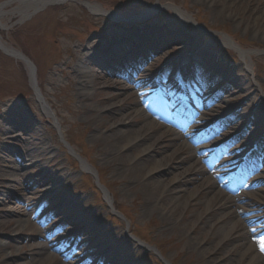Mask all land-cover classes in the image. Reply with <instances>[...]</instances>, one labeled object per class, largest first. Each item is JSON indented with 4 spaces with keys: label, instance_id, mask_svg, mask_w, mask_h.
I'll use <instances>...</instances> for the list:
<instances>
[{
    "label": "rangeland",
    "instance_id": "rangeland-1",
    "mask_svg": "<svg viewBox=\"0 0 264 264\" xmlns=\"http://www.w3.org/2000/svg\"><path fill=\"white\" fill-rule=\"evenodd\" d=\"M218 2L222 12L215 14L211 6ZM33 3V0H0L4 6L1 21L7 24L6 30L0 29V37L30 61L35 86L55 123L40 107L29 79V67L0 51V165L4 173L12 164L21 167L15 171L18 181L4 179L0 193L11 198L12 204L7 200L4 204L22 210L16 219L29 226V230L12 234L13 218H5L0 250L9 254L7 246L12 241L9 239L18 236L14 249L24 255L21 260L14 259L15 264L32 261L29 244L54 238V249L49 252L54 256L52 264H85L88 260L89 264H106L102 257L108 248L126 264H202L200 252L188 246L191 243L206 250L204 260L236 256L224 253L229 247L231 251L242 252L240 239L233 236L223 240V236L228 227L238 222L235 216L264 213V166L258 163L260 168L252 169L258 158L264 159V148L258 143L264 133V23L257 21L259 11H264V0H62L42 8H35ZM156 3L161 7L159 10L140 17ZM85 4L113 12L116 19L90 13ZM175 10L184 17H178ZM112 22L118 23L123 37L145 35L160 42L161 47L144 62L146 66L142 64L147 68L143 80L151 83L165 69L172 76L167 80L178 81L172 95L160 100L154 111L142 106L148 121L140 115L141 107H133L136 98L140 101L137 88L123 90V83L130 85L126 76L120 78L107 70L114 58L109 49L101 58L99 53L92 56L87 53L90 42L104 37ZM175 34L185 39L173 40ZM240 51L245 53L244 59ZM133 59L123 64V69H133L138 58ZM105 61L107 65L103 66ZM168 62L172 63L166 67ZM245 63L250 67L248 71L244 70ZM79 64L86 73L102 71L116 82L117 85L101 91V103L94 96L97 86L83 89L73 81L72 69ZM206 64L214 69L205 71ZM242 77L244 88L251 86L252 96L245 89L228 87V79L243 81ZM148 88L155 91V84ZM190 93L196 96L195 100ZM83 96L88 98L82 100ZM177 98L184 101L186 111L195 110L193 115L182 111L184 105ZM108 103L116 105V114L98 112ZM126 108L140 117L130 125L135 136L142 138L148 133L151 137L146 136L133 150L125 151L124 165L116 166L107 157L106 145L100 139L109 134L108 116L124 118ZM166 109L175 121L165 117ZM198 116L205 126L199 127ZM257 116L259 120L251 123ZM219 121V128H213ZM123 127L127 126H121L122 131ZM150 127L160 140L152 137ZM163 127L178 134L175 143L171 136L161 138L158 128ZM182 144L188 147L181 154L174 152V146ZM25 145L41 150L43 159L25 165L21 158ZM142 148L148 150L150 158L135 165L145 172L153 164L162 165L165 174L159 177L162 183L157 184L158 188H165L174 180L177 183L170 188L181 189V193L163 194L152 205H143L140 186L125 176L126 166ZM191 155L208 172L206 180L220 183L218 189L214 185L215 190H207L187 169V158ZM215 166L219 167V176L213 174ZM43 176L48 177L47 182L42 180ZM137 179L144 181L141 176ZM95 181L99 182L98 187ZM192 188L196 193H190ZM9 189L14 196H10ZM217 191L232 199L245 192L240 198L246 216L238 211L241 203H234L230 212L225 208L204 212L209 209L210 196ZM25 194L28 200L23 197ZM56 194L62 197L55 198ZM64 198L71 203L70 208L55 213ZM172 205L175 212L169 208ZM1 207L5 210L3 204ZM115 208L124 216L117 214ZM72 212H77L80 219L61 225ZM210 216L216 218L213 224L209 222ZM84 224H89L90 230L82 231ZM260 224H254V231L264 227ZM242 229L246 227L239 223L241 234L245 232ZM64 244L66 248L70 244L75 246L72 251L81 260L53 253L61 252L60 246ZM101 245L105 247L96 248ZM215 249L221 256L213 258L217 255ZM259 250L247 254L246 261L255 257L264 264V248Z\"/></svg>",
    "mask_w": 264,
    "mask_h": 264
},
{
    "label": "bare ground",
    "instance_id": "bare-ground-1",
    "mask_svg": "<svg viewBox=\"0 0 264 264\" xmlns=\"http://www.w3.org/2000/svg\"><path fill=\"white\" fill-rule=\"evenodd\" d=\"M35 1V8H42L44 5L48 4V3H58L62 0H33ZM222 2V1H221ZM87 10H89L90 13H93L95 15H103V16H107L109 18H113L116 19V14H114L113 12H106L105 10H103L100 6L98 5H87L85 4ZM3 5H0V29H4L6 30L7 28V24L2 22V12L1 10L3 9ZM214 9V13L215 14H219L221 13V3L218 2L217 5L211 6ZM160 5L159 4H155L153 7H151L149 10L145 11L144 13H142L140 15V17H144L147 16L149 14H153L155 13L157 10H159ZM174 13L178 16V17H182L183 15L180 14L178 11H174ZM259 16L257 17V21L264 23V11L260 10L259 11ZM184 17V16H183ZM139 19V18H136ZM254 23L256 21V17H254ZM118 23L116 22H112L110 26V29H108L105 34L104 37L99 38L97 40H94L92 42H90V46L88 47L90 52L87 53H91L90 56H92L93 54L96 55V53H99L100 58L103 57V52H105L107 49H109L110 54H112V58L111 59V66L108 67V71L112 74H115L116 76L119 75H123L126 76V81L128 84H130L129 86H127L126 84L124 85L123 83V90H127V91H133V88L135 86V88H137L138 92L140 93V101L138 100V98H136L137 100L133 101V107H141V110L139 109L138 111L141 113L140 115L144 118L145 121H148V116L146 115V113L143 111V107H147L149 108L151 111H154L158 105H159V101L163 99V97H161L162 95H157L154 91H151L148 86L150 85L147 80H143L145 75L147 74V68H141L142 64L147 60V58L149 56H151V54H153L155 51H157V49H159L161 47L160 42L155 39L152 41V39L149 37H146L145 35L140 36L139 38H137V34H132L131 36H127V37H123L121 31L118 29L117 27ZM121 28V27H120ZM124 28V27H122ZM135 33V32H132ZM146 34V33H145ZM147 35V34H146ZM154 37V36H151ZM172 38H174L173 40H180V39H185V37H180L178 34H175L172 36ZM121 39V40H120ZM152 41V42H151ZM221 42H225L223 39H220ZM228 45V42H227ZM138 47L141 48H145L146 50L142 49V53L139 51ZM88 50V51H89ZM0 51H2L6 56H9L13 59L16 60H20L21 62L23 61L24 63L28 64L27 62H25L24 57L17 51L13 50L12 48H10L8 45H6V43H4L0 37ZM87 51V50H86ZM240 57L241 58H245L246 55L243 51H240ZM78 56V55H77ZM83 56V55H82ZM89 56V58H90ZM84 57V56H83ZM134 57L138 58V62L136 64V67H134L133 69H131L130 71H127V69H123V64H126L128 62H133L134 61ZM88 58V59H89ZM111 58V55H110ZM110 58L108 59L110 61ZM119 58L121 60H119ZM79 60H80V56H79ZM85 60V59H84ZM85 62V61H84ZM83 63V62H81ZM105 64L107 65V62L105 61L103 63V66H105ZM30 64H28L27 66L29 67V79L31 81V83H34V71L31 68V66H29ZM149 65V64H148ZM205 71H210L213 70L214 67H212L209 64H206L205 66ZM82 64H79L77 66H75L72 69V74L71 76L74 77V82L79 85L80 87H82L83 89L86 88H96V86L98 88H96V92L94 94V96L97 97V101L99 103H101V91L104 88H109L111 87V85L115 84L116 82H112V80H110V76L109 75H104L102 71H100V73H95L93 71H89L88 73L84 72L82 70ZM250 69V67L245 63L244 65V70L248 71ZM106 70V69H105ZM114 76V75H112ZM243 81H239V80H233V79H228V87L231 89L232 87L235 88H241V89H245L247 90L246 92L252 96V94L250 93V89L251 86H248L247 88H244L245 83V79L242 77ZM142 80V81H141ZM132 85V86H131ZM78 86V87H79ZM120 86V85H118ZM172 86V84L170 82L166 83L164 86V91L169 89ZM37 91V90H36ZM90 96V95H89ZM122 96V95H121ZM88 97L83 96L81 97L82 100L87 99ZM113 98V96H112ZM37 99L38 102L40 103V107L42 109V111L45 113V115L51 117L50 112L48 111L47 107L42 103L43 100L37 95ZM115 108L116 105L114 103H108V105L106 106L105 109L98 110L99 113H103L104 115L106 113H109L110 111H114V114H116L117 112H115ZM125 114H124V118H118L112 115L108 116V121L110 122V125L108 127L107 132L109 133L108 136L106 137H101V141H103V143L106 145L105 147V151L107 153V157L110 158V162L113 165L116 166H123V157L125 154V151L127 150H133L136 146H138L142 141L145 140L146 136L149 135L147 133H144L142 138H139L138 136H135V133L132 131V129H130V125L131 123H134V121L138 122L139 118L138 116H135L134 113L132 112L131 108H126L125 110ZM85 112H88L87 110H85ZM152 114V112H150ZM254 119L251 120L252 122H255L257 120H259V117L257 116L256 119L253 121ZM175 121V120H173ZM113 125H112V124ZM146 123V122H145ZM198 123L200 124L199 127H202L203 125L205 126L206 123L203 121V118H200ZM219 123L220 121L215 125L216 128L219 127ZM194 124V123H193ZM147 125V124H146ZM121 126H127V127H123L122 129H125L124 131H122L120 129ZM104 128V126H101ZM107 128V127H106ZM153 128L150 127L149 129V133L152 135V137L157 136V138L160 140L159 134H152V130ZM160 130V134H162L161 138H165L167 136H171V141H173L174 143L177 140V133H174L170 130H167V128L163 127V128H158ZM141 131V129L139 130ZM247 135V134H246ZM148 138L151 136H147ZM243 140H247V138H244ZM258 143H260V145L264 148V133L259 137L258 139ZM188 145L186 144H182L180 145H175L174 146V152L181 154V150L183 148H187ZM264 150V149H263ZM43 154L42 151L38 150L35 151V147H29L27 145H25V148L23 149L22 152V160L24 161L25 165H32L34 162H38L39 160L43 159ZM234 156V155H233ZM149 152L148 150L142 148L139 152L138 155L135 156L134 159H132V161L130 162V165L128 164L126 167V172H125V176L131 180L136 182L140 188H141V192H142V198H143V205L147 206V205H152L153 203L157 202V199L162 197L163 194H169L170 192H175L176 194H179L182 192L181 189H171L170 187H172L171 185L173 183H177L176 181L172 180L171 183H169L168 185L165 186V188H158L157 184H161L162 181L159 179L160 176H162L163 174H165L164 172V168H162V165L160 164H153L151 165V167H148L146 169V172L144 170H142L140 167H137L135 164L136 162H138L139 160L143 161V160H147L149 159ZM233 159V158H232ZM188 162H187V169L189 171H191V174L196 177V179L198 178V181L200 180V184L203 185L207 190H215L214 189V185L217 186L218 189V185L220 184L219 182H214V184L208 180H206V175L208 174V172L203 169V167L201 166L200 162L196 161L195 157L193 155H191V157L187 158ZM4 161V160H2ZM5 163V161H4ZM181 163L183 164L182 160ZM258 163H260V166H264V159L258 158L256 163H254V166L252 167H258L260 168V166L258 165ZM8 164V162H7ZM9 166H6L5 168H8ZM9 168H11L9 171L7 172H2V167L0 165V186L2 184V181L5 180H9L10 182H16L18 181V177L19 175L15 173L16 170L20 169L21 167H14V165L12 164ZM4 169V168H3ZM217 168L215 169V172H213V174H215L216 176H219L218 174V170ZM141 176L144 178V181H140L137 178ZM42 180H44L45 182L48 181V177L47 176H43ZM193 179H191L192 182ZM43 182V181H42ZM190 184V182H189ZM251 184H255V183H251ZM200 188V186H198ZM198 188V189H199ZM194 188H192L191 190V194L195 191L193 190ZM206 190V191H207ZM10 192V196H14L13 193L11 192V189H9ZM196 193V191H195ZM52 194V193H51ZM190 194V195H191ZM209 194V193H208ZM243 194L245 195L246 193L243 192ZM242 194V195H243ZM242 195H237L235 196L234 199H232L231 197H228L221 192V191H217L216 193L212 194L210 196L211 201H210V205H209V209H206L204 212H215V211H219L225 208V210L227 212L229 211V208L235 203H241V206L239 207V212L244 213L246 216V213L244 211L243 208L245 207V204L242 203L241 200V196ZM26 194L23 195V197L28 200V198H26ZM4 197V198H3ZM22 197V196H21ZM62 196H57V194L55 195V198H61ZM0 232H4V226L5 224L3 223V220L5 218H13L10 219V221L14 224L13 228H12V234L15 233H19V231H26L29 230V226L27 224H22L19 219H16V216L21 215L22 210L19 207H12V206H7V204H4V200H7L8 202L11 203V198L4 196L0 193ZM175 198V197H173ZM231 198V200L233 202H229V199ZM17 200H19V197L17 198ZM166 202V201H165ZM223 203V204H222ZM3 204L5 210H1V205ZM71 205V203L69 202L68 199H62V202H60V204L58 205L59 208L56 210L55 213H60L62 211V209L64 207H69ZM230 205V206H228ZM225 206V207H224ZM228 206V209H227ZM70 208V207H69ZM170 210H172L171 212H175V207L172 205L171 207H169ZM73 210V208H71ZM225 213L227 215H230V213ZM208 213H206L208 215ZM219 216H221L222 214L219 213ZM227 215H225V217H227ZM217 216V214L215 215V217ZM65 217H67L65 220H63V224H65L66 222H73L76 220L80 219V215L77 212H72V215H66ZM202 217V216H200ZM233 218V216H231ZM238 217V216H237ZM229 218V216H228ZM239 218V219H238ZM236 218V216L234 217V219H237L239 223L242 224V226L245 225L246 229H242L245 232L244 233H239L238 232V228H239V223L235 222L232 226L228 227L227 231H225V234L223 236V240L226 238H230V237H235L241 240V244H239V246L242 248V252L241 251H231L229 248H226L225 252L226 254L228 253H236L235 255H230L226 256L225 258H221L219 260H208L205 259L204 260V255H206V250H203L197 243H191L188 244V246L191 249H197V251H199V256H201V259L203 258L202 264H263L262 260H260L259 258H255V257H249L246 261V255L250 253H254L256 251H260L259 249H263L264 248V227H260V229L258 231H254L256 229V227L254 226L255 223H261L264 224V213L261 216V214L259 212H256V214H254L251 217H238ZM216 221V218L210 216L209 217V222L211 224H213ZM196 222H199V220H197ZM250 223V224H248ZM260 224V225H261ZM89 224H84L82 231L87 229L90 230ZM260 233H263V235L261 237H257ZM38 236V235H37ZM18 236H13L10 241L11 243L7 246V249L10 250L9 254H4L1 250H0V263L2 264H11L9 262L13 263L14 259H23L22 256L24 254H20V252L18 250L14 249V244L18 241ZM38 238V237H35ZM250 238H252L251 242H250ZM56 238L52 239L51 241H41L39 243L36 244H29L28 246V252L29 255L32 256V261L31 262H26L24 264H52L53 262V254L50 255V250L54 249L53 244L55 242ZM249 240V241H248ZM251 243V244H250ZM2 247V245H1ZM105 247V245H101L96 247L103 249ZM75 248V246H73L72 244H70L68 246V248H66L65 244L64 246H60V251L61 252H53L54 254L57 255H63L66 257V255L69 256L70 259H78L81 260V257H79L78 254L73 253L72 249ZM69 251V252H68ZM214 254L217 253V255H214L213 258L221 256V252L218 251V249L213 250ZM106 253L104 254V256L102 257V261H104L106 264H126L123 259L121 258H117V256H113V253L111 252V249L108 248L106 251ZM244 252V253H243ZM26 254V253H25ZM204 254V255H203ZM63 256V257H64ZM238 256V258H237ZM262 261V262H260ZM85 264H89V260L87 262H84ZM61 264V263H60Z\"/></svg>",
    "mask_w": 264,
    "mask_h": 264
}]
</instances>
